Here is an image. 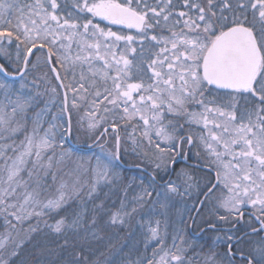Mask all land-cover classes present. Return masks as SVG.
I'll return each instance as SVG.
<instances>
[{"label":"snow or ice","instance_id":"1","mask_svg":"<svg viewBox=\"0 0 264 264\" xmlns=\"http://www.w3.org/2000/svg\"><path fill=\"white\" fill-rule=\"evenodd\" d=\"M26 247L264 264V0H0V264Z\"/></svg>","mask_w":264,"mask_h":264},{"label":"trees","instance_id":"2","mask_svg":"<svg viewBox=\"0 0 264 264\" xmlns=\"http://www.w3.org/2000/svg\"><path fill=\"white\" fill-rule=\"evenodd\" d=\"M39 243L42 247L56 248V245L62 243V240H57L54 236H41L38 237ZM66 254V253H65ZM21 259L26 261L27 264H36V261L45 262L55 260V255L41 254L39 251L32 247H26L21 255Z\"/></svg>","mask_w":264,"mask_h":264},{"label":"flooded vegetation","instance_id":"3","mask_svg":"<svg viewBox=\"0 0 264 264\" xmlns=\"http://www.w3.org/2000/svg\"><path fill=\"white\" fill-rule=\"evenodd\" d=\"M129 151H131V149H129ZM130 162V161H129Z\"/></svg>","mask_w":264,"mask_h":264},{"label":"rangeland","instance_id":"4","mask_svg":"<svg viewBox=\"0 0 264 264\" xmlns=\"http://www.w3.org/2000/svg\"><path fill=\"white\" fill-rule=\"evenodd\" d=\"M113 198H115V197H113ZM129 243H130V241H129Z\"/></svg>","mask_w":264,"mask_h":264}]
</instances>
